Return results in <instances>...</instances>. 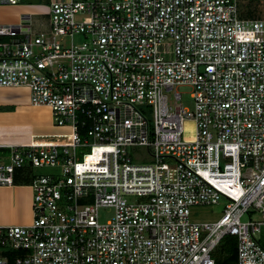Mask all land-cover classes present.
Returning a JSON list of instances; mask_svg holds the SVG:
<instances>
[{
  "label": "built area",
  "instance_id": "1",
  "mask_svg": "<svg viewBox=\"0 0 264 264\" xmlns=\"http://www.w3.org/2000/svg\"><path fill=\"white\" fill-rule=\"evenodd\" d=\"M47 5L46 29L28 12L0 24V86H26L68 140L0 142V185L25 164L57 168L30 183L32 220L0 225V264H215L226 233L236 264H264V18L238 17L236 0ZM219 201L217 218L191 217Z\"/></svg>",
  "mask_w": 264,
  "mask_h": 264
},
{
  "label": "crops",
  "instance_id": "2",
  "mask_svg": "<svg viewBox=\"0 0 264 264\" xmlns=\"http://www.w3.org/2000/svg\"><path fill=\"white\" fill-rule=\"evenodd\" d=\"M23 13L11 23H25ZM68 133L69 127L53 123L47 105L30 103L26 86L0 88V142L61 143L68 140ZM31 197L30 185H0V225L29 223Z\"/></svg>",
  "mask_w": 264,
  "mask_h": 264
},
{
  "label": "rangeland",
  "instance_id": "3",
  "mask_svg": "<svg viewBox=\"0 0 264 264\" xmlns=\"http://www.w3.org/2000/svg\"><path fill=\"white\" fill-rule=\"evenodd\" d=\"M49 0H18L16 3L0 2V24H8L16 21L18 14L22 12L31 13V29L32 31H38L40 29H46L50 19L48 12ZM236 15L241 18H264V0H236ZM82 37L75 35L73 40L79 41ZM11 87V86H0ZM176 90L180 92V101L188 108H193V98L191 96L192 87L188 84H180L176 86ZM192 126V122L186 123ZM191 128V127H189ZM190 130V129H189ZM83 151H87L88 147L81 148ZM126 151L131 155L132 161H146L150 159L147 148L143 145H128ZM10 149L6 147H0V158L2 161L9 160ZM81 156H78L80 159ZM56 167L43 165L40 167H30L25 164L23 167L16 169L14 176V183L30 185L32 182V174L35 175L41 173L55 172ZM32 189V188H31ZM33 194V192H32ZM129 199L133 200L138 198V195H128ZM32 201V197H31ZM62 201L58 204L61 205ZM223 202L219 201L211 205H193L191 207V217L198 220H212L217 218L222 210ZM114 213L112 206H101L98 208V218L100 221H105L110 218ZM241 219H245L246 215H242ZM260 240L264 243V228L258 232Z\"/></svg>",
  "mask_w": 264,
  "mask_h": 264
},
{
  "label": "trees",
  "instance_id": "4",
  "mask_svg": "<svg viewBox=\"0 0 264 264\" xmlns=\"http://www.w3.org/2000/svg\"><path fill=\"white\" fill-rule=\"evenodd\" d=\"M34 176L36 175L33 173L32 179ZM262 245L264 247V243ZM213 256L215 264H236V246L233 234L226 233L222 236L213 251Z\"/></svg>",
  "mask_w": 264,
  "mask_h": 264
}]
</instances>
